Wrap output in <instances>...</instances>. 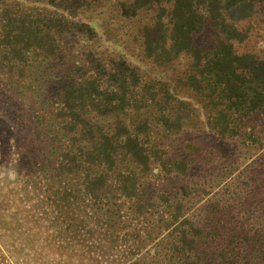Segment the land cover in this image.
I'll return each mask as SVG.
<instances>
[{
  "label": "rangeland",
  "instance_id": "obj_1",
  "mask_svg": "<svg viewBox=\"0 0 264 264\" xmlns=\"http://www.w3.org/2000/svg\"><path fill=\"white\" fill-rule=\"evenodd\" d=\"M24 1L29 6L15 0V8L22 4L21 8L29 12L35 6L38 15L44 11L64 19L66 28L55 36L56 49L62 54L59 60L48 72L43 68L41 72L26 71L23 77L28 80L20 81L19 86L25 87L22 92L12 81L16 77L10 78L0 61V264H129L133 246L130 233L138 230L141 240L148 241L146 227L159 220V211L148 213L146 220L145 216L138 217L133 202L121 194L116 177L133 166L125 158L115 163L110 182L112 201L120 210L119 228L126 225L129 233L119 229L122 231L114 236L108 235L111 231L98 224L93 206H88L90 200L84 204L76 198L63 199L65 193L56 196L67 186L66 180L53 178L58 165L56 155L60 147L64 151L74 143L70 135L53 140L58 131L55 114L60 110L58 95L55 98L54 93L69 81L66 70L75 63L83 65V79L97 77L103 92L121 84L99 78L88 63L90 53L109 72L117 73L119 68V75L126 76L127 111L108 113L104 119L105 112L96 118L100 113L95 110L84 118L90 126L96 125V131L122 123L140 132L154 160L141 182L156 197L160 205L157 210H165L167 203L157 197L165 196L172 205L182 201L187 216L204 219L201 209L205 206L216 203L228 207L237 192L258 188L264 166V112L257 111L238 122L242 127L239 135L227 134L223 138L218 134L215 118L224 105L215 106V97H208L209 91L200 92L188 85L189 77L198 74L193 57L170 53L167 56L171 57L161 60L148 54L146 30L159 20L165 31L170 30L173 0H162L137 12L130 9L135 0H84L83 8L73 14L63 13L59 2H37L36 6L34 0ZM255 5L256 13L235 24L243 33L242 39L228 42L236 55L264 60V0ZM73 23H87L94 32L88 33L82 25ZM54 31L58 34L62 30L56 27ZM222 40H227L225 34L207 22L204 30L194 36V46L209 55ZM3 56L5 52L0 48V59ZM37 59H30L35 70ZM87 139L75 146H83L86 140L95 149L91 145L94 140L90 144ZM184 156L191 160L188 173L183 175L174 165L165 168L164 163ZM249 180L254 181L252 187L247 185ZM73 183V189H78V181ZM79 198L83 199V191ZM71 221L78 226L74 233L65 229ZM84 223L90 226L83 232ZM93 230V234H87ZM167 233H161L159 239ZM70 246L72 253L65 251Z\"/></svg>",
  "mask_w": 264,
  "mask_h": 264
},
{
  "label": "trees",
  "instance_id": "obj_2",
  "mask_svg": "<svg viewBox=\"0 0 264 264\" xmlns=\"http://www.w3.org/2000/svg\"><path fill=\"white\" fill-rule=\"evenodd\" d=\"M13 1L15 0L0 1V48L5 52L0 61L2 67L7 68L5 73H9L12 79L16 77L17 80H11L18 88L21 86L20 81L28 80L23 77L26 71L41 72L43 68L44 72H48L54 67L62 55L56 49L55 36L63 34L66 26L64 19L54 17L55 14L42 11L38 15L34 11L35 6L29 12L24 11L22 4L29 6V2L21 0L22 4L15 8L17 4ZM83 1L34 0L31 3H36L37 6V2L48 5L59 2L63 13L73 14L83 8ZM161 1L135 0L130 9L137 12ZM256 1L259 0H173V25L170 30L165 31L161 20L153 28L146 30V45L150 56L157 55L161 60L171 57L167 56L170 53L175 57L183 54L193 57L198 74L189 77L188 85L200 92L209 91L208 97H215V106L224 105L223 109L217 111L215 118L218 134L223 138L227 134L239 135L242 127L237 125L238 122L257 111L264 112V60L251 55H236L233 45L228 42L231 39H242L243 33L235 24L258 11L255 9ZM207 22L225 34L227 39L219 42L210 53L212 55L205 54L194 46V36L204 30ZM73 25H82L88 33L94 32L87 23ZM56 27L62 30L58 34L54 31ZM35 57H38L39 62L37 70L30 64V59ZM88 58L89 65L99 78L121 84L117 89L103 92L97 77L83 79V65L75 63L66 70L70 75L69 81L57 94L54 93L55 98L58 95L60 110L55 114L58 131L53 134V140L60 139L62 135H70L74 138V143L66 146L64 151L60 147L56 155L58 165L54 168L53 178L60 182L67 181L66 190L56 196L65 193L63 199L76 198L84 204L90 200L91 204L88 206H93L95 219L98 224L111 231L108 234L111 237L123 229L128 232L126 225L119 228L120 210L112 201L110 182V173L115 168V163L125 158L133 166L126 174L121 172L116 177L115 182L119 185L121 194L133 202L138 217L145 216L146 220L148 213L159 211L160 214L159 220L146 227L148 241L141 240L138 230L132 231L134 234L130 233L133 236V246L128 255L129 264H264V166L260 172L262 176L259 185L257 184L258 188L237 192L238 197L244 198L233 196V204L228 207L216 203L209 208L205 206L201 209L204 219L187 216L182 201L172 205L165 196H157L167 203L165 210L160 212L157 210L160 205L156 197L150 193L149 186L141 182L146 172L151 171L154 160L145 147L140 132L122 123L116 124L114 128L109 125L106 129L96 131V125L90 126L84 118L86 113L93 111L94 114L95 110L100 113L96 118L103 115L101 112H105L107 116L108 113L127 111L124 88L127 81L124 74L123 78L119 75L122 70L118 68L117 73L109 72L106 65L92 53ZM11 61L16 63L11 64ZM121 66L125 67L124 64H120ZM19 88L21 92L25 89L24 86ZM106 118L108 116L104 117ZM83 139H87L90 144V140H94L91 145L95 149L86 140L83 146H75ZM190 161V157L184 156L181 160L164 163V166L166 168L169 165L171 168L174 165L184 175L189 172ZM74 181H78V189H73ZM252 183L254 181L249 180L247 185L252 187ZM68 190L72 191L66 192ZM82 191L83 199L80 200L79 194ZM238 201L241 202L237 204ZM165 216L168 218L165 219ZM67 221L68 217H65L64 223ZM89 226L84 223L83 232ZM77 227L71 221L65 229L74 233ZM165 231H168L167 235L159 239ZM156 240L158 241L155 242ZM147 247L150 248L143 253ZM65 249L72 253L71 246Z\"/></svg>",
  "mask_w": 264,
  "mask_h": 264
}]
</instances>
